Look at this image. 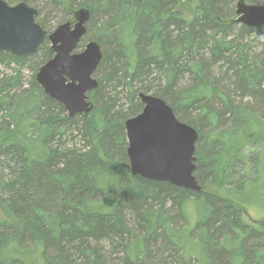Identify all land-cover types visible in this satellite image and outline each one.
I'll return each instance as SVG.
<instances>
[{"label":"trees","instance_id":"obj_1","mask_svg":"<svg viewBox=\"0 0 264 264\" xmlns=\"http://www.w3.org/2000/svg\"><path fill=\"white\" fill-rule=\"evenodd\" d=\"M9 1L46 29L88 8L78 50L103 57L93 112L69 117L36 80L49 43L0 51V264H264V227L240 208L264 190V26L229 23L238 0ZM140 93L198 131L201 192L131 174Z\"/></svg>","mask_w":264,"mask_h":264},{"label":"water","instance_id":"obj_2","mask_svg":"<svg viewBox=\"0 0 264 264\" xmlns=\"http://www.w3.org/2000/svg\"><path fill=\"white\" fill-rule=\"evenodd\" d=\"M38 15L25 2L10 5L0 0V51L17 57L37 53L48 36L37 23ZM72 15L73 21L61 24L48 36L53 58L39 68L36 80L48 96L64 105L69 117H88L95 108L89 94L98 88L94 75L103 53L96 41L78 50L91 11L82 7ZM229 23L264 26V5L238 0L236 18ZM139 99L142 112L125 122L131 174L201 192L195 175L198 131L180 122L162 98L140 93Z\"/></svg>","mask_w":264,"mask_h":264},{"label":"rangeland","instance_id":"obj_3","mask_svg":"<svg viewBox=\"0 0 264 264\" xmlns=\"http://www.w3.org/2000/svg\"><path fill=\"white\" fill-rule=\"evenodd\" d=\"M4 1L9 3L10 5H16L15 3L10 2L9 0H4ZM30 7H32V6H30ZM32 8H34V7H32ZM34 9H36V8H34ZM36 10H38V9H36ZM185 10H186L187 13L191 12L192 15L196 14V12H194L191 9L185 8ZM70 21H73V17H72V20H70ZM37 23H38V21H37ZM56 23H57V19H55V20L53 19V22H51V25L47 24V26H48L47 29L45 27L41 26L39 23L38 24L43 28L44 31H46L48 33V36H49L50 34H52V33H54L56 31L58 26H60V24L59 25H55ZM48 36L46 37V39L43 42V44H46L48 42L49 43V48H50L51 44L49 42ZM43 44H42V46H43ZM52 58H53V56H52ZM0 70H2V68H0ZM94 77H95V75H94ZM249 152L251 153L252 150H249ZM252 153L254 155L257 154L256 152H252ZM249 167L250 166H247V168H249ZM247 173H248V176H250L252 174V172H249V171ZM262 176H263V179H264V164H263V174H262ZM251 186L253 188L252 189L253 191H251L249 196L247 197V200L250 201L249 205H246V207L240 206V208L242 210V214H243V219L245 221L249 222V223L256 224V225H259L261 227H264V199L261 198V197L264 196V194H263L264 190H261L262 183L259 180V181L254 182L250 186H248V188H250ZM211 190H213V188H211ZM262 191H263V193H262Z\"/></svg>","mask_w":264,"mask_h":264},{"label":"flooded vegetation","instance_id":"obj_4","mask_svg":"<svg viewBox=\"0 0 264 264\" xmlns=\"http://www.w3.org/2000/svg\"><path fill=\"white\" fill-rule=\"evenodd\" d=\"M47 44H48V42H47ZM11 54V53H10ZM13 55V54H12ZM52 56H53V54H52ZM49 61V60H48Z\"/></svg>","mask_w":264,"mask_h":264},{"label":"bare ground","instance_id":"obj_5","mask_svg":"<svg viewBox=\"0 0 264 264\" xmlns=\"http://www.w3.org/2000/svg\"><path fill=\"white\" fill-rule=\"evenodd\" d=\"M73 11H74V10H73ZM88 43H89V42H88ZM88 43H87V44H88ZM87 44H86V45H87ZM86 45H85V46H86Z\"/></svg>","mask_w":264,"mask_h":264}]
</instances>
